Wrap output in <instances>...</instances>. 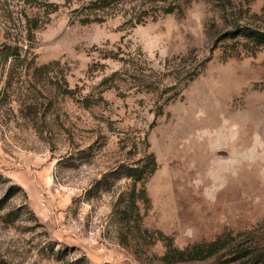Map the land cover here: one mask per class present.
<instances>
[{"label": "rangeland", "instance_id": "obj_1", "mask_svg": "<svg viewBox=\"0 0 264 264\" xmlns=\"http://www.w3.org/2000/svg\"><path fill=\"white\" fill-rule=\"evenodd\" d=\"M91 1L0 0V264H264V0Z\"/></svg>", "mask_w": 264, "mask_h": 264}, {"label": "trees", "instance_id": "obj_2", "mask_svg": "<svg viewBox=\"0 0 264 264\" xmlns=\"http://www.w3.org/2000/svg\"><path fill=\"white\" fill-rule=\"evenodd\" d=\"M96 1V2H95ZM146 1V0H141ZM120 0H94L89 2L95 10H104L113 6V4H118ZM161 1L159 0H147L146 3L143 4L144 10H153L155 13L160 14H171L176 11V5L169 4L167 7L164 5L162 6ZM100 4V5H99ZM96 6V7H95ZM146 6V7H145ZM146 8V9H145ZM232 38L243 37L246 39L251 40L252 42L256 43L258 46L264 45V32L252 30L249 28H242L238 29L232 34ZM34 36L30 31L29 39L33 41ZM33 48V47H31ZM24 52V46L20 41H15L14 43H5L0 40V97L7 92L11 82L13 81V76H15L16 72L26 64L27 60L22 59ZM36 67L35 60H32L26 69L31 70ZM8 74V75H7ZM6 84L8 88L3 89L2 85ZM150 171L147 175H151L154 173L156 169V161L153 155H150ZM139 171H133L130 173L128 177L130 179H134L135 182H140L143 179L144 175L141 172L138 174ZM146 174V173H144ZM143 198L146 200V194L142 192ZM137 199V197H136ZM136 199L134 195L131 197L129 204L132 207H136ZM162 236V235H161ZM220 241H215L212 243H201L190 245L187 248L180 250L174 248L172 243L166 245L167 247V254L166 256H178L180 260H197L202 258H207L212 256L217 250L219 249L218 246L220 245Z\"/></svg>", "mask_w": 264, "mask_h": 264}]
</instances>
